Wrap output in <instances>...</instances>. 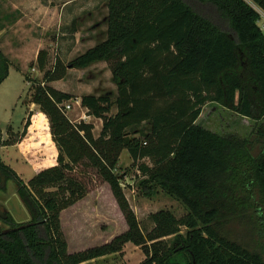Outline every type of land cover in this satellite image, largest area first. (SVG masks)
<instances>
[{"label":"trees","instance_id":"16d2710c","mask_svg":"<svg viewBox=\"0 0 264 264\" xmlns=\"http://www.w3.org/2000/svg\"><path fill=\"white\" fill-rule=\"evenodd\" d=\"M190 1L199 11L184 0H108L107 38L67 67L57 60L44 83L31 89V104L49 119L58 164L26 184L0 158V189L14 182L31 218L26 226L6 217L11 231L0 229V264H83L119 253L127 243L144 246L142 264H264V124L249 138L197 124L208 103L255 122L264 118L260 15L248 0ZM250 1L264 10V0ZM48 59V51H40L41 71ZM101 62L112 70L118 113L109 116L110 96L82 98L90 115L103 120L96 138L93 125L74 124L63 111L73 96L48 83L62 80L69 67L83 70ZM10 65L0 51V85ZM144 124L151 132L136 130L140 137L133 136L132 129ZM125 150L134 165L145 159L155 165L140 166L148 176L141 183L146 196L153 185L160 187L185 206V217L154 213V228L144 234L116 173ZM78 170H91L99 184L110 186L129 229L107 245L69 255L60 215L90 192ZM237 226L249 240H240Z\"/></svg>","mask_w":264,"mask_h":264},{"label":"rangeland","instance_id":"374dc122","mask_svg":"<svg viewBox=\"0 0 264 264\" xmlns=\"http://www.w3.org/2000/svg\"><path fill=\"white\" fill-rule=\"evenodd\" d=\"M184 1L193 10L199 11V6L194 2ZM248 2L256 8L257 5L252 1L248 0ZM13 7L20 8L23 23L18 34L12 33L10 29H7L8 33L0 34V47H5L11 52L10 58L4 55L10 63H13V67L9 69L8 78L0 85V131L2 132L0 149L5 144L13 145L25 138L27 135V133L24 135L25 124L29 115H31V123L35 124L31 131L30 145L35 142H39L41 146L51 143L49 119L41 112L39 106L31 104V89L44 83L45 73L54 70L57 60L66 67L69 66L78 56L104 41L108 33V0H0V18L6 17L7 23L13 21ZM51 7L63 9L62 14L65 15L63 23L59 21L58 25L53 24L49 27L32 25L36 21L34 18L42 14L41 10H46L47 12L44 13L47 14ZM35 8L37 9L34 10ZM202 10L206 13L213 12L212 9L203 8ZM26 25L32 26L26 27ZM42 50L49 53L45 71H41L37 61H34L37 60L35 54H39ZM15 68H20L24 75ZM48 85L73 96V99L63 106L67 118L74 124L85 122L93 125L96 138L101 135L103 120L90 115L89 110L81 103L82 98L87 95L110 96L113 107L109 116H115L118 113L115 105L118 88L113 81L112 70L106 62L83 70L69 67L62 80L48 83ZM67 106L71 109L67 110ZM197 124L222 136L237 134L242 138H249L264 124V118L260 122H255L217 103H208L203 108ZM151 128L150 124H144L137 129H132L131 133L133 136L140 137L133 131L138 130L140 134L145 135L151 132ZM4 154L3 159L6 165L16 171L26 184H29L36 176L33 174L32 165H36L39 169L43 167L40 156L28 155L31 158L29 161V159H20L18 151L15 150ZM9 157L13 162L6 159ZM14 158H18L19 162L17 160L14 162ZM140 166L153 168L155 165L151 159H145L134 165L129 152L125 150L121 155L116 173L121 179L131 207L137 214L141 229L147 235L154 228L152 214L163 210L170 211L180 219L185 217L188 211L182 203L167 195L156 185L152 186V195L146 196L147 192L143 190L141 183L147 180L148 176L143 174ZM93 173L91 170L88 173L78 170L77 175L88 184L90 192L84 201L70 207L60 215L61 231L67 242L69 255L107 245L128 230L127 222L117 206L110 187L99 184V180ZM56 190L57 188L53 187L48 191ZM7 215L19 225H26L31 221L26 207L18 198L16 185L12 181L8 183L7 191L0 189L1 230L8 229L4 223ZM234 230L241 236L240 240L250 239V235L244 228L237 226ZM186 233L187 229L183 228L182 235L186 236ZM174 239L175 236L166 238L167 244L172 245ZM145 246L150 249L152 243H145ZM146 260L147 255L143 245L127 243L119 253L109 254L83 264H142Z\"/></svg>","mask_w":264,"mask_h":264},{"label":"crops","instance_id":"0c3cea01","mask_svg":"<svg viewBox=\"0 0 264 264\" xmlns=\"http://www.w3.org/2000/svg\"><path fill=\"white\" fill-rule=\"evenodd\" d=\"M36 9L37 8H35L34 10H36ZM9 11L11 12V9ZM13 11H14V16H13L12 23L11 22L10 23H7L6 22V19H7L6 17H5L6 19L4 17H1L0 18V34L8 33L7 29H10V31L12 33H14V34L15 33L18 34V32L20 33V29H21L22 23H23V21H22L23 17L21 15L22 13L20 11V8H18V7H13ZM44 12H47V11L46 10H41L40 13H42V14H39L37 17L34 18V20L36 19V21L32 25L49 27V26H52L53 24L58 25L59 24V21H61L63 23V19H65L64 13L62 14L63 9L62 10L60 8H56L55 9V8L51 7V8H49L47 14H45ZM32 25H26V27H31ZM0 50L8 58H10L9 55H10L11 52L9 50H6L5 47H3V48L0 47ZM36 54H35V56L38 58V53H36ZM34 61H37V60H34ZM10 67H13V63L12 62H11ZM16 71H18V72H20V73H22L24 75V73L21 71L20 68L16 69ZM68 94H70V93H68ZM34 127H35V124L33 123L29 127L28 132H27V135L25 136V138L23 140H21L19 142H16L13 145H10V144L9 145H7V144L3 145L1 147V149H0V158L5 163V161L3 159V157L5 158V154L4 153H8V152L10 153V152H12L14 150L15 151H18V153L20 155V159H23L24 158V159H29V161H30L31 158H29L28 155H32V157H34L33 155L40 156L41 157V160L40 161H42L41 164L43 165V167H41L39 169V167L36 168V165H32L33 166L32 167L31 164H30V166L32 167V170H33V174L35 176V175L39 174L41 171H43L45 169H48V168L55 167L58 164L57 159H58V156H59V150H58L56 144L54 143V141L52 139L51 131H50V135H49V137L51 139V143L50 144L41 146L39 142H35V143H33V144L30 145L29 142L32 139L31 138L32 137L31 131L34 129ZM6 159L9 160L10 162H13L10 157L9 158H6ZM15 160L18 161L19 159L18 158H14V162H15ZM105 186H109V185L108 184H105ZM84 200H82V201H84ZM82 201H80V202H82ZM79 203H77V204H79ZM76 205H74V206H76ZM117 206H118V204H117ZM118 208H119V206H118ZM127 228L129 229V227H127Z\"/></svg>","mask_w":264,"mask_h":264},{"label":"built area","instance_id":"2783aa9c","mask_svg":"<svg viewBox=\"0 0 264 264\" xmlns=\"http://www.w3.org/2000/svg\"><path fill=\"white\" fill-rule=\"evenodd\" d=\"M255 8V7H254ZM256 11L259 13V15H260V19H259V21H258V26H259V28L261 29V31L262 32H264V10L263 9H261L260 7H258V6H256ZM67 108V110H70L71 109V107L70 106H67L66 107ZM63 111L65 112V109L63 108ZM1 125V124H0Z\"/></svg>","mask_w":264,"mask_h":264},{"label":"flooded vegetation","instance_id":"af4514ba","mask_svg":"<svg viewBox=\"0 0 264 264\" xmlns=\"http://www.w3.org/2000/svg\"><path fill=\"white\" fill-rule=\"evenodd\" d=\"M7 216H8V215H7ZM7 216H6V217H7ZM5 219H6V218H5ZM5 219H4V223H5ZM5 224H6V223H5ZM26 225H27V224H26ZM7 230L11 231L10 229H6V230H4V233H7V232H6Z\"/></svg>","mask_w":264,"mask_h":264},{"label":"water","instance_id":"95a60500","mask_svg":"<svg viewBox=\"0 0 264 264\" xmlns=\"http://www.w3.org/2000/svg\"><path fill=\"white\" fill-rule=\"evenodd\" d=\"M26 226H28V224ZM26 226H23V227H26ZM6 232H9V230H7Z\"/></svg>","mask_w":264,"mask_h":264}]
</instances>
